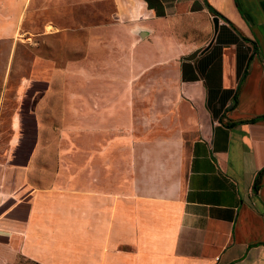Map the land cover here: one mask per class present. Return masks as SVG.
<instances>
[{"label":"crops","instance_id":"obj_1","mask_svg":"<svg viewBox=\"0 0 264 264\" xmlns=\"http://www.w3.org/2000/svg\"><path fill=\"white\" fill-rule=\"evenodd\" d=\"M6 2L0 39L25 0ZM115 16L122 49L69 62L89 96L68 103V176L0 209V264H264V0H116ZM147 81L172 97L123 93Z\"/></svg>","mask_w":264,"mask_h":264},{"label":"rangeland","instance_id":"obj_2","mask_svg":"<svg viewBox=\"0 0 264 264\" xmlns=\"http://www.w3.org/2000/svg\"><path fill=\"white\" fill-rule=\"evenodd\" d=\"M115 1L25 0L15 36L0 39V209L15 203L13 197H26L22 188L29 182L35 186L50 184L59 168L68 176V103L74 97L89 96L82 83L70 81L69 62L83 59L84 52L91 49L93 59L100 61L95 51H100L102 43L107 55L122 49L112 26L117 19ZM7 7L9 3L0 0V28L8 21ZM131 50V45L125 47L126 65L131 62ZM111 61L110 66L115 65V60ZM163 86L151 89L147 81L123 93L136 99L172 97V89L166 83ZM93 91L99 96V88ZM107 96H122V91L112 84ZM37 173L49 178L39 180ZM12 264L35 263L19 257Z\"/></svg>","mask_w":264,"mask_h":264},{"label":"water","instance_id":"obj_3","mask_svg":"<svg viewBox=\"0 0 264 264\" xmlns=\"http://www.w3.org/2000/svg\"><path fill=\"white\" fill-rule=\"evenodd\" d=\"M212 23H213V26H214V35H215L216 32H217V29H218V17H213L212 18ZM213 40H214V38L211 39V41L208 43V45L204 49V51H206L211 46V44L213 43Z\"/></svg>","mask_w":264,"mask_h":264},{"label":"trees","instance_id":"obj_4","mask_svg":"<svg viewBox=\"0 0 264 264\" xmlns=\"http://www.w3.org/2000/svg\"><path fill=\"white\" fill-rule=\"evenodd\" d=\"M205 5L210 15L217 16V13L206 2H205Z\"/></svg>","mask_w":264,"mask_h":264},{"label":"bare ground","instance_id":"obj_5","mask_svg":"<svg viewBox=\"0 0 264 264\" xmlns=\"http://www.w3.org/2000/svg\"><path fill=\"white\" fill-rule=\"evenodd\" d=\"M67 246V245H66ZM67 255V254H66Z\"/></svg>","mask_w":264,"mask_h":264}]
</instances>
